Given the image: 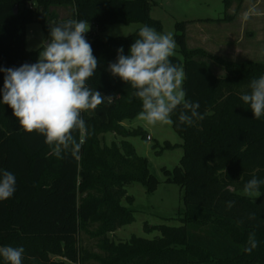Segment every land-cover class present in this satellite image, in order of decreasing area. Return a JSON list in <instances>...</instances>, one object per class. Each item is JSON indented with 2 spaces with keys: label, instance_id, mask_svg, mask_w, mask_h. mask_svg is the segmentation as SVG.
Segmentation results:
<instances>
[{
  "label": "trees",
  "instance_id": "16d2710c",
  "mask_svg": "<svg viewBox=\"0 0 264 264\" xmlns=\"http://www.w3.org/2000/svg\"><path fill=\"white\" fill-rule=\"evenodd\" d=\"M157 1L0 0V68L36 63L39 52L27 50L28 26L41 24L49 39L51 25L68 21H59L51 8L71 6L70 19L88 21L100 31L92 34L90 44L98 67L86 83L113 97L110 104L105 101L81 113L87 133L79 158L70 149L57 158L45 137L24 131L13 110L2 103L5 73L0 71V169L16 177L13 197L0 201V247H23L22 264H60L52 262L53 256L77 264H264V185L259 197L243 192L254 176L264 179V115L254 118L241 100L250 92V81L264 75V62L237 63L190 50L186 23L175 27L183 60L169 59L183 68L186 100L199 102L204 119L183 124L179 114L184 109L178 106L171 119L183 140L184 156L173 172L163 170L167 182L184 192L185 213L176 219L182 226H146L147 233L159 232L153 240L116 242L110 237L135 222L134 212L123 204L133 203L127 188L140 183L152 194L159 182L128 141L147 133L123 125L138 118L142 102L130 84L108 71L117 49L123 47L127 55L139 31L118 38L104 31L107 26L140 24L163 34L162 23L151 17ZM232 1L224 0L221 21L231 19L227 12ZM207 60L223 66L227 75L216 76ZM106 132L121 141L103 145ZM73 135L79 142L80 133ZM229 201H234L230 209ZM252 233L258 246L249 253L245 248ZM85 240L94 242L96 250ZM0 264L8 262L0 257Z\"/></svg>",
  "mask_w": 264,
  "mask_h": 264
},
{
  "label": "clouds",
  "instance_id": "9594fccd",
  "mask_svg": "<svg viewBox=\"0 0 264 264\" xmlns=\"http://www.w3.org/2000/svg\"><path fill=\"white\" fill-rule=\"evenodd\" d=\"M89 29L88 21L76 19L51 25L49 41L36 63L0 68L5 73L2 103L13 110L24 131L43 135L57 158H62V150L69 149L73 157L79 158L87 133L81 113L96 110L105 101L110 104L113 99L112 95L104 96L86 83L99 63L85 38ZM175 48L171 32L161 34L144 25L129 53L125 55L123 47L118 48L116 62L108 65L113 76L120 77L136 90L134 95L142 102L138 119L147 125H171V116L178 106L184 109L179 114L181 123L192 125L196 119H204L198 112L199 102L186 100L183 68L169 59ZM249 88L250 92L243 94L241 100L250 106L254 118L259 119L264 115V75L251 80ZM74 131L80 133L79 142ZM262 185L264 179L254 176L245 183L243 192L259 197ZM15 191V174L0 169V201L13 197ZM233 205L234 201L227 202L229 209ZM253 218L254 215L249 217ZM247 243L245 251L249 253L258 246L255 233L249 235ZM24 251L23 247L3 246L0 257L8 264H22Z\"/></svg>",
  "mask_w": 264,
  "mask_h": 264
},
{
  "label": "rangeland",
  "instance_id": "374dc122",
  "mask_svg": "<svg viewBox=\"0 0 264 264\" xmlns=\"http://www.w3.org/2000/svg\"><path fill=\"white\" fill-rule=\"evenodd\" d=\"M51 12L58 15L59 21H66L71 18L72 8L71 6H54ZM225 15L224 0H158L157 6L153 7L151 13L152 19L162 23L163 34L171 32L175 40L176 25L186 23L187 47L190 50H202L210 56L222 59H226L223 56L226 55L223 51L225 45L223 36L226 29L217 22L223 20ZM89 25L90 29L85 33V38L91 44L92 34H100V31L92 24ZM141 27L140 24L107 26L104 35L113 38L128 37L139 31ZM26 41L27 50L39 52L40 55L49 39L43 26L33 23L27 28ZM228 46L231 45L228 44ZM173 56L183 60L177 44ZM226 60L237 63L246 62L236 59L235 61ZM208 62L216 76L227 75L223 66L210 60ZM123 125L128 130L142 129L147 133L146 138L134 137L128 141L135 148L137 155L147 161L151 174L159 184L152 194L148 193L146 187L140 183H134L127 188L128 195L133 198V203L124 202L123 204L134 212L135 222L110 237L116 242H127L133 237L153 240L160 234L159 232L147 233L146 226H182L176 219L185 213L184 192L179 186L167 182V176L163 170L173 172L180 165L184 156V149L181 147L183 140L173 128V123L171 125L157 123L152 126L136 118ZM148 137H151V141L147 139ZM113 141L119 142L121 139L106 132L103 136V145L110 146ZM167 145L173 148L167 149ZM85 243L87 247L96 250L94 242L85 240ZM51 260L53 263L77 264L57 256H53Z\"/></svg>",
  "mask_w": 264,
  "mask_h": 264
},
{
  "label": "crops",
  "instance_id": "0c3cea01",
  "mask_svg": "<svg viewBox=\"0 0 264 264\" xmlns=\"http://www.w3.org/2000/svg\"><path fill=\"white\" fill-rule=\"evenodd\" d=\"M227 15L230 20L217 22L226 29L224 58L264 62V0H234Z\"/></svg>",
  "mask_w": 264,
  "mask_h": 264
},
{
  "label": "water",
  "instance_id": "95a60500",
  "mask_svg": "<svg viewBox=\"0 0 264 264\" xmlns=\"http://www.w3.org/2000/svg\"><path fill=\"white\" fill-rule=\"evenodd\" d=\"M17 14H18V8L15 9V15H17ZM147 139H148L149 141H151V137H148Z\"/></svg>",
  "mask_w": 264,
  "mask_h": 264
},
{
  "label": "built area",
  "instance_id": "2783aa9c",
  "mask_svg": "<svg viewBox=\"0 0 264 264\" xmlns=\"http://www.w3.org/2000/svg\"><path fill=\"white\" fill-rule=\"evenodd\" d=\"M33 7H31V9H32Z\"/></svg>",
  "mask_w": 264,
  "mask_h": 264
}]
</instances>
